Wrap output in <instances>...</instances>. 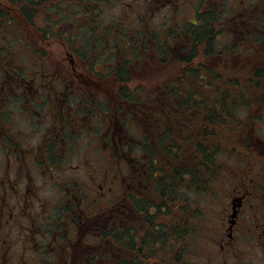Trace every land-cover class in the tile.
Listing matches in <instances>:
<instances>
[{"label":"flooded vegetation","instance_id":"obj_1","mask_svg":"<svg viewBox=\"0 0 264 264\" xmlns=\"http://www.w3.org/2000/svg\"><path fill=\"white\" fill-rule=\"evenodd\" d=\"M165 1L171 0L146 2L148 5L156 3L160 6L164 5ZM134 2L135 0L133 4ZM168 5L167 3L164 7ZM208 6L203 3V11ZM246 17L244 16L241 22L236 20L231 22V25L226 26V30L234 37L239 35L238 26L244 23ZM188 23H193V20L186 21L184 25ZM172 25L177 31L176 36H180V24ZM37 33L39 34V31ZM44 37L49 38L45 34ZM177 37L172 35V38L168 39L164 36L172 46V41L175 44ZM167 45L171 47L169 43ZM12 46H15L11 52V54L14 52V57L6 60V63L8 65L10 61L11 67L14 68L11 73L14 74L3 73L0 68V80L5 84L0 90V152L4 155L0 167V264H99V261L94 260L96 255L98 258L104 257V264L105 262L112 264V260L128 262L125 246L127 241L122 242L124 245H115L109 233L107 237H103L102 232H108L112 226L122 228L124 231L136 228L135 225L142 229V214L137 205L144 199L151 198L153 201L158 192L155 185L148 188L147 173L150 168L147 149L143 150L141 164L135 168L137 175L140 178L143 176L145 180L140 185L144 186L143 191L131 188L128 183L125 188L121 186L123 178L119 180L118 175L113 174L116 172L113 164L115 160H112L109 167L102 172L92 169V162L87 155H83L75 166L67 167L63 157L66 156V152L73 150V136L79 131V115L83 113L84 100L90 103L94 99L105 97L98 93L79 92L81 89L75 87L73 79L88 87L94 80L82 73L72 60H69L71 90L66 87L65 91L53 90L52 81L48 82L49 86L45 85V78L41 81L43 92L30 89L33 87L31 84L33 73L20 71L23 67H18L17 56L15 57V52H19L20 49L17 44ZM93 71L97 73V70ZM16 72L20 76H17ZM117 79L120 84H127V81L118 77ZM54 83L58 84V80ZM6 85H19V88L11 90ZM123 89L125 86L118 89L120 98L123 97L121 95ZM42 102L49 106L45 113L49 117L44 119L45 123L37 127L33 126L36 125L34 122L33 125H28L31 115L38 112ZM135 108L133 109L135 115L136 112L139 114L144 112L137 109L136 111ZM114 109L118 110L117 113L123 111L120 105L111 108L112 113ZM153 110L155 118L161 119L159 113L163 112V109L155 106ZM15 111L26 118L24 124L29 126L22 131V139L15 136V127L18 125L15 122ZM107 114V109L104 108L103 115ZM138 117L137 115L140 126L141 123H145L150 127L143 114L139 117L140 120ZM143 129L145 140H148L146 139L148 128ZM29 132L34 133L33 140ZM150 136L154 142L151 130ZM114 143L117 147L115 155L105 148V152L99 156L107 153L108 157L118 159L119 165L123 163L120 138L118 137ZM249 149L251 154H258L259 166L252 163L250 170H241L242 179L240 181L234 179L237 183L225 193L223 205L214 216V222H217L218 226L211 231L210 238L206 240L212 252L200 264H264V138H250ZM190 157L189 154L185 162H188ZM158 158L157 166L158 164L162 166L163 160L160 156ZM52 160L55 169L62 173L71 169L76 175V179L65 178L55 183L53 191L54 195H58L55 200L54 195L43 192L35 176L37 171L42 176L49 174L52 177L54 171ZM168 164L171 163L168 161ZM39 166L41 169L36 170ZM150 175L159 176L156 166ZM152 181L157 184L158 180L154 178ZM151 190L155 192V197L150 196ZM117 191H122L124 197L122 198L120 194L113 197ZM100 202L107 205L106 213L100 218H95L93 207ZM149 210L154 209L151 206ZM43 218L46 219L42 221Z\"/></svg>","mask_w":264,"mask_h":264},{"label":"trees","instance_id":"obj_2","mask_svg":"<svg viewBox=\"0 0 264 264\" xmlns=\"http://www.w3.org/2000/svg\"><path fill=\"white\" fill-rule=\"evenodd\" d=\"M6 1L10 4L9 10L11 6L12 12L20 22H15L7 12L0 10L3 20L6 21V24L0 25L10 29L24 25L46 36L60 35L65 43L74 44L89 55L97 53L94 66L104 67L101 62L105 61L107 70L115 71L119 79L127 82L131 75L127 66L128 61L132 59L131 56L137 66L145 54L152 50L151 45L154 42L152 38L158 30L163 29V24L146 26L143 21L137 22L130 18L126 20L118 15L110 22H105L104 17L100 20L99 13L114 3V0ZM221 15L222 12H217L214 5H209L204 11L200 6L194 18L196 21L186 25H184L186 22L180 24L182 37L180 52L186 54L180 52L178 54V60L184 63L182 71L178 74L179 79L174 81L172 77L160 84V88L164 89L166 94L157 95L153 92L151 95L153 99L151 104H157L156 106L163 109V112L159 113L161 119L155 118L153 113L155 106L149 105L147 110L135 108L144 111L142 114L145 121L150 124L154 139L147 149L150 154L148 157L150 170L147 176L148 188L155 185L158 190L157 199L152 201L148 198L138 202L139 205L136 207L141 210L142 229L135 225L136 228L124 231L122 228L112 226L108 232H102L103 237H107L109 233L115 245L121 246L124 245L122 242L127 241L125 246L128 262L112 260V264H191L188 256L194 234L192 226L193 222L198 223L200 219L197 214L198 200L197 202L187 200L184 191L186 195L199 194L203 190L209 191L211 187L207 188L205 181H212L220 172L221 162L218 161V156L239 155L245 148L250 147L252 129L246 128L245 120H240L237 116V113L242 111L250 120V71L236 73L231 69H222L226 74L222 76L216 73L214 68L206 67L204 64L190 65L193 58L202 60L203 57H218L223 54L221 44L216 42V36L228 32L226 26L229 25L221 22L225 19ZM38 17L43 23L36 24L35 20ZM238 27L239 34L244 33L247 37L249 30L247 20ZM169 32L170 36L166 33V38L171 39L174 34L177 37L175 28ZM12 44H17L20 50L26 46L25 43L13 42L11 37H7V41L0 39V68L3 73L9 75L14 74L11 73L14 68L11 67L10 61L8 65L6 63V60L14 57V52L12 54L11 52L15 46ZM154 45L163 53L169 54L168 47L164 44ZM199 48L203 56H199ZM18 53L15 52V57L23 60ZM255 68L251 74L256 78L263 76L264 70L256 66ZM242 73L244 77H241ZM16 75L20 76L17 72ZM254 84L257 85L258 82ZM121 95L137 104L141 94L140 92L136 94L135 90L126 92V89H123ZM172 107L174 109H170ZM132 111L134 110H128V117L132 115ZM263 112L264 108L258 116ZM195 129L199 130V135L194 142L192 141L194 138L188 137V134ZM187 140L191 141L192 148L184 146L183 142ZM159 150L173 157L175 164L168 165L163 162L162 166L159 164L157 166ZM189 154L190 160L185 162ZM155 166L159 171L157 177L150 175ZM199 177L205 181L200 183ZM154 178L158 180L157 184L152 181ZM151 206L154 210H149ZM103 258V256L99 258V264H104ZM97 259L96 255L94 260Z\"/></svg>","mask_w":264,"mask_h":264},{"label":"rangeland","instance_id":"obj_3","mask_svg":"<svg viewBox=\"0 0 264 264\" xmlns=\"http://www.w3.org/2000/svg\"><path fill=\"white\" fill-rule=\"evenodd\" d=\"M133 1L114 0V3H111L103 9V12L99 13V19L102 20L104 17L106 19L105 22L112 21L118 15L126 20L130 18L137 22L143 21L146 26L147 24H163V29L158 30L155 37L152 38L154 41L153 45H151L153 47L152 50L148 54H145L137 66H135L133 56L130 55L132 59L128 61L127 66L131 71V75L126 85L120 84L116 73L100 65L94 67V60L97 53H91L89 55L85 50L76 49L77 46L65 43L60 35L54 34L49 35V38H45L43 33L39 31L38 34L34 28L29 26L20 25L16 26L15 29H10L0 25V39L7 41V37H11L15 43H25L26 46L19 50V56L23 58V61L17 58L18 67H23V70H20L22 73H24V70L33 73V82L31 83L33 87L30 89L34 91H44L41 89V81L44 78L46 79L45 85H48V82L52 81L53 90L65 91V87L70 89L71 85L69 87V84H71L70 81L72 78L69 72V60H72L74 65L82 73L94 80V83H91L88 87V85L83 86L76 79H73L75 81V87L81 89L79 91L80 93L84 91L88 94L98 93L105 98L94 99L90 103L84 100L83 113L79 115V131L76 134L77 137L75 133L73 136V150L69 153L66 152V156L63 157L66 166H75L83 155H87L92 162V169L96 172H102L109 167L112 160H115L113 164L116 172L113 174H117L119 180L123 178L124 182L121 186L125 188L126 183H128L131 188H139L143 191L144 186L140 185L145 180L143 176L140 178L137 175L135 168L141 164L143 150L149 149V143H152L149 131L150 127L146 126L145 123H141L140 126V123L136 120V115L139 112H136L135 115L132 111V115L128 117L129 115L128 113L126 114V110L128 112V110H133L134 107H141L147 110L150 107L149 105L156 106V104H151L153 100L151 98L152 93L158 92L160 95L166 94L164 89L160 88V84L172 77H174V81H178V74L184 66V63L178 60V54L182 48V37L181 35L178 36L175 39V44L172 41L173 46L169 47L167 43L171 45V42L165 39L164 36H166V33L170 36L169 31H174L175 26L172 25L173 23L183 24L188 20L196 21L194 17L196 16L198 7L202 6L203 3L206 5H215L216 11L222 12L221 16L225 18L221 22H225L228 25H231V22H235V20L240 21L244 16H247L246 20L249 25L248 36L245 37L246 35L244 33H240L234 37L228 30V32H224L216 38L217 43H223L221 46L223 54L221 56L203 57L202 60L193 58L190 65L193 64L196 66L201 63L206 67L214 68L216 73L225 76L226 74L223 73V70L231 69L236 73L241 71L249 73L250 71V120L247 114H243L242 111L238 112L237 116L240 120H245L244 125L246 128L253 129V127L257 126L255 132L250 131V138H264V112L258 116L262 108H264V74L257 78L251 74L256 69L255 66L264 70V0H171L164 2V5L169 4L165 7L164 5L157 6L156 3L148 5L147 0H135L134 4ZM128 3L130 6L127 5ZM8 5L10 4L6 0H0V10H4L5 13L7 12L15 22H20L16 14L12 12V7L10 6L9 10ZM83 14L87 15L86 13ZM88 15L94 16L92 14ZM86 21L85 23H87ZM35 22L36 24L43 23L39 17L36 18ZM0 24H6L1 12ZM161 40L163 41L161 43L168 47L169 54L163 53L160 48L158 49L154 45V43H160ZM198 51H200L199 56H203L201 48ZM117 52L118 49L116 50ZM67 53H70V55ZM181 54L184 55V53ZM101 63L102 66H107V62L102 61ZM93 69L97 70V73ZM241 77H244L243 73ZM247 78L246 76V80ZM56 80H58V84L54 83ZM255 82H258V84L255 85ZM4 86L5 84L0 80V90ZM120 86H125L126 92L128 90H135L136 94L140 92L141 95L137 104H134L135 102L129 98L118 97L117 92ZM6 87L14 90L18 89L19 85H6ZM93 98H95L94 95ZM104 99L105 101H103ZM255 99L256 101H253ZM48 101L50 102L51 100L48 99ZM119 105L123 111L117 113L118 110L114 109V113H112L111 108L119 107ZM48 107L44 102L40 103L38 112L31 115L28 125H33L34 122L36 125L33 126L37 127L39 124L45 123L46 120L44 119L49 117L45 114ZM104 108L107 109V115H103ZM16 113L17 111H15V122L18 125L15 127V136L22 139V131L27 129V127L29 128V126L24 124L26 118ZM192 113L195 114V112ZM53 122L54 120L52 119ZM143 128H148V133H146V139L148 140H145ZM198 131L195 129L191 134H188V137L192 136L194 138L192 140L194 142L195 138L199 135ZM29 135L32 140L35 138L33 132H29ZM118 137L120 138L119 146L123 158V163H119V165L117 164L118 159L108 157L107 153L104 156H99L100 153L105 152V148L115 155L117 147H115L114 141ZM183 143L184 146L192 148L190 140ZM249 148H245L239 155L220 154L218 156V161L221 162V168L215 178L212 181H205L199 177L200 183L205 181L207 184L206 187H211L209 191L205 192L203 190L199 194L187 193V195L184 191V196L187 197V200L191 199L195 202L198 200L197 214L200 219L198 223L193 222L192 226L194 234L192 235V246L190 248V255L188 256L191 264L202 263L210 255V252H212V248L206 240L210 238L211 231L218 226L217 222H214V216L217 210L223 205L226 190H229L234 183H237L234 179H238L239 181L242 179L241 170H250V164L252 163H256V166H259L257 162L259 158L258 154H251ZM159 151V156L163 162L165 161L168 164L169 161V163L175 164V159L173 160L172 157L167 156L164 153L165 151ZM45 157H47V154ZM2 160H4V155L0 152V167L2 166ZM52 165L54 169L52 177L49 174L42 176L37 171L35 172V176L43 192L45 191L54 195L53 186L58 180L63 181L65 178L76 179V175L71 169H68L65 173L55 169L53 160ZM37 169H41V167H36ZM119 194L122 198L124 197L122 191H117L113 197H117ZM150 196L155 197L153 190H151ZM53 198L55 200L58 198V195L55 194ZM106 209L107 205L103 202L93 207L95 218L104 216ZM44 219L46 218H43L42 221Z\"/></svg>","mask_w":264,"mask_h":264}]
</instances>
